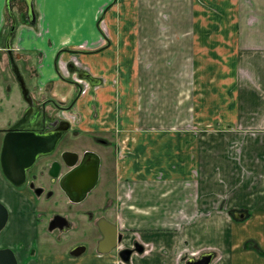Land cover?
<instances>
[{
	"label": "crops",
	"instance_id": "crops-1",
	"mask_svg": "<svg viewBox=\"0 0 264 264\" xmlns=\"http://www.w3.org/2000/svg\"><path fill=\"white\" fill-rule=\"evenodd\" d=\"M33 10L35 23L19 21L14 39L26 73L53 80L55 94L54 59L70 49L100 82L73 113L80 129H118L127 154L118 177L129 183L119 226L146 245L132 264L207 252L211 264H264V0H33ZM116 59L118 103L101 79ZM28 243L15 250L19 264L116 261L92 249L30 256Z\"/></svg>",
	"mask_w": 264,
	"mask_h": 264
},
{
	"label": "flooded vegetation",
	"instance_id": "flooded-vegetation-1",
	"mask_svg": "<svg viewBox=\"0 0 264 264\" xmlns=\"http://www.w3.org/2000/svg\"><path fill=\"white\" fill-rule=\"evenodd\" d=\"M9 1L10 13L5 0L3 16L7 27L4 30L5 35L0 40V59H4V64H0V114L5 115L4 111H17V114L0 123V177L35 203H38V198L41 196L55 199V203L57 199L64 197L69 209L75 206V209L67 212L55 210L48 221L47 230L66 231L79 226L88 227L85 233L86 240L76 245H83L84 251L81 254L90 249L98 252L97 244L102 238L98 225L100 219L115 225L117 232L115 245L108 252L98 253L113 254L116 259L115 264H132L133 256L139 253L137 249L141 246L140 253H142L146 245L139 239L134 229L119 226L118 213L121 200L115 188L117 179L120 183L117 162L127 154L121 148L118 129L103 132L80 129L76 126L80 121L73 113L76 102L88 92L89 88H97L100 82L93 84L92 80L85 76L90 75L89 69L76 53L70 52V49H63L56 53L54 59L56 77L62 84L54 88L55 94L47 95V92L53 88V80L42 83L39 75L35 77V73H32V76L28 71L26 73V69L19 64L21 58L19 47L14 45L18 22L22 20L35 23L33 0ZM14 20L15 29L10 35ZM64 52H70L66 60L63 58ZM73 85L77 87L74 94L67 88ZM55 95L61 97H59L61 102L64 101L63 98L69 96L68 102L62 104ZM95 163H97L95 185L80 201H73L65 191L68 178L81 168L83 173H89ZM3 170H6L8 176ZM107 174L108 176L111 174L109 176V179L112 177L111 184L115 180L113 189L106 180ZM11 180L21 184L16 185ZM126 180L125 182L128 183V179ZM96 187L101 189L103 187L102 204L94 208H80L79 206L81 204L83 206L87 196ZM0 201L7 207L9 218L10 202L4 196H0ZM54 219H57V225L50 228V223ZM5 243L7 240L3 239L0 247L11 248L10 244ZM11 249L17 256V252ZM31 251H33L32 255H38L34 250ZM70 251L67 254L74 256ZM201 255L193 258H199ZM17 262L19 264L18 260Z\"/></svg>",
	"mask_w": 264,
	"mask_h": 264
},
{
	"label": "rangeland",
	"instance_id": "rangeland-1",
	"mask_svg": "<svg viewBox=\"0 0 264 264\" xmlns=\"http://www.w3.org/2000/svg\"><path fill=\"white\" fill-rule=\"evenodd\" d=\"M101 26L105 28V31H108V24L104 20V22L100 23ZM108 36V35H107ZM128 37V36H127ZM109 57H107L106 64H110ZM86 64V63H84ZM87 65V64H86ZM116 70H108L105 72V75L101 78L103 80L102 89H104V85H111V89L115 92V95L112 94V98L115 102L119 101V72L117 71L119 67V61L116 59L115 63ZM88 66V65H87ZM113 67V65H112ZM95 72V71H93ZM96 73V72H95ZM107 73V74H106ZM108 80V81H107ZM110 81V82H109ZM99 88V87H98ZM95 91L97 89L95 88ZM96 93L93 94L96 99ZM93 98V97H92ZM93 98V99H94ZM117 105V104H116ZM17 112V111H16ZM15 111H4V114H0V123H4L7 118H13L16 116ZM193 130V129H192ZM204 130V129H202ZM79 143V142H77ZM108 176V174H107ZM111 176V174L109 175ZM109 176L106 177L110 187L113 189V180L112 184L110 181L112 177L109 179ZM118 182V179L115 183V188L117 194L122 195L126 190L123 188H128V184L121 186V183ZM119 185V186H118ZM122 187V188H121ZM121 189H123L121 191ZM102 189L100 187H96L84 201L80 208L85 207H96L102 204L101 196ZM99 194V195H98ZM95 195V196H94ZM0 196H4L7 201L10 202V217L6 223V226L0 231V246L3 243V239L7 240L9 243H5L6 245L11 244V248L14 250H20L22 245L25 242H29L30 246L28 249V253L32 256L34 250L37 254H45L48 252H61L68 253L74 246H76L79 242L86 240V235L88 227L79 226L76 228H72L66 231H60L55 229L53 231L47 230V225L50 217L53 215L55 210H61L63 212H67L69 210L75 209V206H72L71 209L68 208V203L66 198L62 197L61 199H57L55 203V199H47L45 196H41L38 198V203H35L31 200H28L25 195H23L18 188L13 187L11 184L7 183L0 177ZM91 200V202H90ZM78 207V206H76ZM30 231L29 233H34V236H26L25 232ZM13 241H10V240ZM13 244V245H12ZM17 257V256H16ZM18 260V259H17Z\"/></svg>",
	"mask_w": 264,
	"mask_h": 264
},
{
	"label": "water",
	"instance_id": "water-1",
	"mask_svg": "<svg viewBox=\"0 0 264 264\" xmlns=\"http://www.w3.org/2000/svg\"><path fill=\"white\" fill-rule=\"evenodd\" d=\"M6 6L8 9V12L10 13V1L7 0ZM12 14V12H11ZM15 29V20L13 22V25L11 27L10 35L13 34V31ZM8 45V44H7ZM11 61L12 60V56ZM86 77L93 80L91 75L86 74ZM4 150H6V147H3ZM1 156L3 154L1 153ZM97 163L90 169L89 173H83L82 168L78 169V171L73 173V176L71 178H68L67 185H65V191L69 194L70 198L77 202L80 201L84 195L87 193L88 190L93 188V186L96 183L97 180ZM2 167L4 169V164L2 163ZM6 176L8 174L6 173V170H3ZM12 181V180H11ZM14 184L19 185L21 182H14ZM234 216L236 218L244 217V213H234ZM59 217V216H58ZM8 219V210L7 207L0 201V231L5 226ZM57 220V219H56ZM56 220L54 219L50 223V228H53L56 226ZM99 228L102 232V238L98 241L97 244V251L101 253L108 252L110 249L113 248V246L116 243L117 240V232L115 225L106 222L104 219H100L98 221ZM84 251V247L82 246H76L74 247L70 252L71 255L77 256L81 254ZM137 251L140 253L142 251V247L140 246ZM213 256V253H203L201 257L199 258H191L188 259L185 264H209V261L211 260ZM0 264H18L16 256L13 252V250L9 247H0Z\"/></svg>",
	"mask_w": 264,
	"mask_h": 264
}]
</instances>
